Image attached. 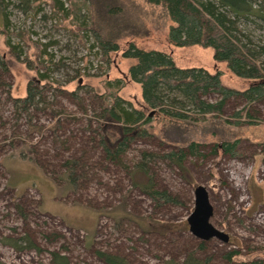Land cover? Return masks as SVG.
Here are the masks:
<instances>
[{
	"label": "rangeland",
	"instance_id": "rangeland-1",
	"mask_svg": "<svg viewBox=\"0 0 264 264\" xmlns=\"http://www.w3.org/2000/svg\"><path fill=\"white\" fill-rule=\"evenodd\" d=\"M131 1L143 6V24L136 35L122 39V45L131 40L146 49L165 51L183 67L221 69L224 84L247 86L225 64L215 62L212 48L172 45L168 39L172 22L160 8ZM34 5L35 10L43 9L24 13L11 2L7 8L10 33H0V264H59L60 257H66L68 264H111L98 251L120 256L128 264H163L171 258L182 261L190 247L200 245L199 254L211 257L210 264H264V100L249 104L243 97H232L224 107V117L247 107L255 119L262 120L258 124L235 125L209 115L181 128L154 119L147 125L153 135L137 136L123 158L126 170L105 159L99 136L87 126L90 117L102 112L101 95L112 92L108 80L123 79L119 95L140 107L141 86L127 77L135 60L119 51L105 62L100 48L93 47L91 32L83 42L69 31V22L58 26L49 17L45 2ZM247 28L254 39L264 42L263 28L256 23ZM8 39L23 48L32 67L9 52ZM41 48H46L41 58L49 65L47 82L41 81L35 68ZM57 62L63 64L57 67L53 64ZM79 69L89 75H77ZM32 81L55 108L71 114L57 131L68 141L64 148L55 146L50 108H31L34 122L45 127L42 132H30L25 117L16 119L13 98L24 97ZM72 91L81 95L87 114L70 96ZM205 98L214 102L220 95L211 92ZM102 122L99 126L100 121L92 119L91 125L106 135L110 145L116 143L120 126L108 119ZM236 140V154L223 149L224 143ZM192 141L200 143L202 155L187 156L184 170L155 156L148 158V173L136 172V163L147 161L144 151L163 155ZM79 157L86 166L79 170L83 175L74 192L64 174L66 161ZM150 176L157 189L169 191L180 204L159 207L134 187V180L147 181ZM198 187L207 189L213 205L210 222L228 235V241L201 239L191 231L188 220ZM234 250L237 254L229 258Z\"/></svg>",
	"mask_w": 264,
	"mask_h": 264
},
{
	"label": "trees",
	"instance_id": "trees-1",
	"mask_svg": "<svg viewBox=\"0 0 264 264\" xmlns=\"http://www.w3.org/2000/svg\"><path fill=\"white\" fill-rule=\"evenodd\" d=\"M16 2L24 13L33 11L38 13L43 8L35 10L37 1L45 2L50 8V18H54L58 26L69 22L70 29L75 36L85 42L87 32L94 38V46L100 48L102 59L110 61V55L121 51L122 56L134 59L127 73L129 80L140 84L142 104L135 107L125 101L119 91L124 86V80L117 78L108 80L107 85L112 89L108 95H101L102 112L90 117L87 128L99 136L98 143L102 147L105 159L115 165L128 170L123 162L131 144L138 137L146 138L153 135L147 125L158 118L167 125L181 127L188 123L207 120L208 116L222 117L225 121L235 125L258 124L262 120L255 119L247 107L242 108L233 117H224L226 102L232 97H243L247 102L254 103L264 100V42L262 38L254 39L248 30V24L256 23L264 29V0H142L150 8H160L164 17L172 24L169 27V42L176 47L198 45L212 48L216 63H223L237 78L246 82L247 86L239 89L223 83L221 69L211 71L203 66H179L172 54L157 49H146L138 46L134 41L122 45V39L136 35L142 27L141 4L131 0H0V33L9 34L7 8L11 2ZM46 18L47 15L45 14ZM67 21V22H66ZM9 52L22 62L31 61L19 44L7 40ZM35 67L42 82L50 81L46 73L48 63L41 58L46 48L39 49ZM50 62H53L51 58ZM2 66L8 69L7 62L2 60ZM55 66L63 62L53 63ZM44 69L45 71H41ZM79 76L89 75L78 70ZM78 76V77H79ZM73 79H70L71 82ZM79 82V80H78ZM211 92L220 95L217 101L205 98ZM83 113L87 114L83 99L76 91L70 92ZM54 102L48 101L43 89L36 81L28 84L24 97L13 98L16 119L26 118L30 132H42L45 127L34 122L31 108L44 110L50 108L54 125L52 126L54 143L57 148H64L67 139L57 132L64 119L71 114L64 108H55ZM152 113V114H151ZM92 119L100 121L111 120L119 127V139L110 145L106 135L91 125ZM103 127V126H102ZM101 128V127H100ZM133 130H135L134 133ZM238 140L223 144V149L236 154ZM201 156V145L192 141L187 147H180L163 155L144 151L145 162L136 163V172L148 173V158L155 156L168 159L180 169H185L184 160L187 156ZM86 166L82 157L71 158L66 161V180L68 188L76 192L79 189L83 173L79 170ZM132 173V172H131ZM134 187H139L148 195L155 205L180 204V200L167 190L155 187L152 176L147 181H133ZM126 205V204H124ZM189 248L186 257L180 261L176 258L168 259L163 264H210L211 257H202L199 250ZM98 254L111 264H128L117 255L98 251ZM234 250L228 257L235 256ZM59 264H68L66 257H60ZM88 264V263H83Z\"/></svg>",
	"mask_w": 264,
	"mask_h": 264
},
{
	"label": "water",
	"instance_id": "water-1",
	"mask_svg": "<svg viewBox=\"0 0 264 264\" xmlns=\"http://www.w3.org/2000/svg\"><path fill=\"white\" fill-rule=\"evenodd\" d=\"M212 216L213 205L210 202L208 191L205 187H198L196 189V206L188 220L191 231L201 239L217 237L228 241V235L210 222Z\"/></svg>",
	"mask_w": 264,
	"mask_h": 264
}]
</instances>
